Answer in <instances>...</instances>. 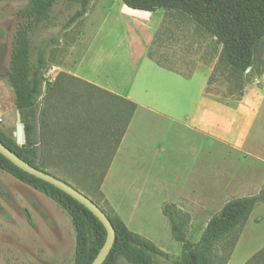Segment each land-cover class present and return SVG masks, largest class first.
Segmentation results:
<instances>
[{
    "label": "rangeland",
    "instance_id": "rangeland-1",
    "mask_svg": "<svg viewBox=\"0 0 264 264\" xmlns=\"http://www.w3.org/2000/svg\"><path fill=\"white\" fill-rule=\"evenodd\" d=\"M26 1L0 0V128L17 145L21 144L18 140V111L14 106L12 91L2 75L8 67L13 33L20 21L16 13L25 6ZM120 9L123 6L119 0H92L88 12L94 27L89 32L85 31L82 38L79 32L84 18L69 29L61 30L72 10L59 4L53 10L57 26H49L38 33L36 44L52 38L56 40V43L47 48L43 96L39 101L41 168L47 173L56 174L60 180L90 198L109 218L119 219L128 230L152 242L159 250L153 257L154 264H182V245L172 239L168 222L161 212L162 207L174 204L179 210L189 214L186 238L195 244L209 219L225 203L255 195L264 188V154L261 147L264 104L258 103L252 131L257 139L251 143L252 139L249 138L248 143L251 144L245 147L252 150L250 156L233 150L229 145L199 139L196 141L198 152L195 157L187 155L181 159L183 161H177L176 153L173 155L177 165L184 166L187 158L186 162L190 166L188 178L179 190L168 192L157 189L162 192H157L151 198L139 194L121 196L114 199L116 209H113L95 187V182L89 181L88 184V179L77 178L74 174H71V178L54 167L53 144H69V141L74 143L75 137L66 132L64 124H75L78 120L74 119L85 115L84 108L77 111L81 107L71 106V95L64 92L72 91L73 86L83 91V86L60 75L89 70L98 76H112L114 81H117L118 73L125 75L120 71V60L112 56L111 50L105 49L103 53L95 54L108 30L105 46L111 47L112 40L121 30L116 24L119 22L117 18L123 20V26L128 23L129 20L119 14ZM88 46H93L89 53ZM141 68L136 66L133 70L139 71ZM263 71L264 44L254 54V66L248 78L240 77L224 68L223 64H218L208 80L206 93L219 102L234 104L250 78L252 80V76ZM196 75L198 78L195 80L199 82L206 74L204 70H198ZM56 82L59 83L57 87L62 90L60 93H54L52 89ZM262 86L263 90L260 89V81L253 82V94L254 91L262 90L264 95L263 83ZM63 114L71 117L68 123L61 121ZM188 140L193 138L189 136ZM45 143L49 145L46 146ZM163 198L165 199L162 200ZM75 246L74 228L66 212L41 192L0 171V264H74ZM262 254L263 256L255 257ZM215 257L214 264H246L250 260H254L252 264H264V202L255 206L245 224L233 237L216 248Z\"/></svg>",
    "mask_w": 264,
    "mask_h": 264
},
{
    "label": "trees",
    "instance_id": "trees-1",
    "mask_svg": "<svg viewBox=\"0 0 264 264\" xmlns=\"http://www.w3.org/2000/svg\"><path fill=\"white\" fill-rule=\"evenodd\" d=\"M119 1L131 10L155 12L165 9L188 15L198 27L221 45L220 62L237 75L253 69L254 54L264 44V0ZM91 2L92 0H27L25 6L16 13L20 21L13 33L8 67L2 76L12 91L14 106L20 115L23 143L17 145L1 128L0 143L20 159L42 171L41 141L38 134L39 101L43 96L47 48L56 43V40L52 38L36 44L38 33L49 26H57L53 16L57 5H66L72 10L61 26V30H67L83 20ZM60 76L83 86V91L73 86L72 91L64 92L71 95V106L81 107L77 111L84 108L85 115L74 119L78 120L75 124H64L66 132L75 137V142L53 144L54 167L70 177L74 174L77 178H86L88 184L89 181L95 182L98 189L101 182L100 169L116 149L136 105L67 74ZM58 85L56 82L55 88H52L54 93L62 91ZM70 118L63 114L61 121L68 123ZM0 171L41 192L66 212L71 219L76 238L74 264H91L105 241L106 233L100 222L75 200L19 170L1 155ZM51 175L59 177L56 174ZM262 202L264 188L255 195L225 203L209 219L195 244L186 238L189 214L182 212L174 204H165L161 212L168 222L172 239L182 245V264H214L216 248L233 237L245 224L255 206ZM107 217L114 229V240L102 264H154L153 257L159 253L154 244L128 230L119 219ZM259 256L263 254L255 257ZM253 262L254 260H250L246 264Z\"/></svg>",
    "mask_w": 264,
    "mask_h": 264
},
{
    "label": "crops",
    "instance_id": "crops-1",
    "mask_svg": "<svg viewBox=\"0 0 264 264\" xmlns=\"http://www.w3.org/2000/svg\"><path fill=\"white\" fill-rule=\"evenodd\" d=\"M122 6L119 14L128 23L123 26V20L117 18L121 30L111 39V47L105 46L108 30L95 54L111 50L112 56L120 60V71L125 75L118 73L114 81L112 76H98L89 70L68 73L136 105L116 149L100 169L98 190L113 209H116L114 199L121 196L139 194L151 198L162 192L157 189L179 190L188 178L190 166L187 158L184 166L177 165L173 155L176 153L177 161H183L187 155L195 157L199 139L229 145L250 156L252 150L245 147L257 139L252 131L258 103L264 104V71L250 78L234 104L219 102L206 93L215 67L223 64L222 47L188 15L175 10L146 12ZM89 15L87 12L79 32L82 38L85 31L94 27ZM92 48L88 46V53ZM136 66L142 68L134 71ZM198 70L206 74L199 82L195 80ZM251 71L248 69L239 76L248 78ZM258 81L262 90L253 94V82ZM189 136L194 143L188 140ZM261 142L264 154L263 123Z\"/></svg>",
    "mask_w": 264,
    "mask_h": 264
},
{
    "label": "water",
    "instance_id": "water-1",
    "mask_svg": "<svg viewBox=\"0 0 264 264\" xmlns=\"http://www.w3.org/2000/svg\"><path fill=\"white\" fill-rule=\"evenodd\" d=\"M17 122L19 123L18 140L22 144L23 126L20 122L19 112L17 114ZM0 155L19 170L53 186L54 188L58 189L62 193L66 194L67 196L75 200L77 203L82 205L86 210H88L100 222L106 233L105 241L102 247L100 248L99 252L97 253L96 257L91 262V264H102L106 259L107 255L109 254L114 240V229L110 220L105 215V213L88 197L80 193L78 190L70 186L68 183L60 180L59 178L51 175L50 173L44 172L42 170L36 169L35 167L31 166L27 162L20 159L16 154H14L11 150L5 147L2 143H0Z\"/></svg>",
    "mask_w": 264,
    "mask_h": 264
}]
</instances>
